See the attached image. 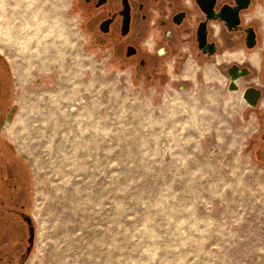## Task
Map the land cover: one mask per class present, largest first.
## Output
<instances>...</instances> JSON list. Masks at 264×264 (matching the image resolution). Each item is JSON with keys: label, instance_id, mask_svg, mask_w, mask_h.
<instances>
[{"label": "rangeland", "instance_id": "obj_1", "mask_svg": "<svg viewBox=\"0 0 264 264\" xmlns=\"http://www.w3.org/2000/svg\"><path fill=\"white\" fill-rule=\"evenodd\" d=\"M0 53L36 228L25 264H264V168L220 85L189 61L135 77L70 0H0ZM22 227L0 257L19 258Z\"/></svg>", "mask_w": 264, "mask_h": 264}, {"label": "flooded vegetation", "instance_id": "obj_2", "mask_svg": "<svg viewBox=\"0 0 264 264\" xmlns=\"http://www.w3.org/2000/svg\"><path fill=\"white\" fill-rule=\"evenodd\" d=\"M70 2L82 33L135 77L163 80L189 61L195 80L216 82L237 99L238 119L249 120L251 153L264 168V0ZM13 84L12 68L0 53V240L5 239V231L14 240L22 225L27 232L19 258L12 261L2 253L0 264H23L29 245L30 213L23 187L26 184L27 189V175L7 138L14 141L17 135L14 124H6Z\"/></svg>", "mask_w": 264, "mask_h": 264}, {"label": "water", "instance_id": "obj_3", "mask_svg": "<svg viewBox=\"0 0 264 264\" xmlns=\"http://www.w3.org/2000/svg\"><path fill=\"white\" fill-rule=\"evenodd\" d=\"M28 224H29V238H28V247L26 249V253L24 257L28 258L32 252V249L35 245V239H36V228L32 222V218L29 217L28 219ZM22 264V263H19Z\"/></svg>", "mask_w": 264, "mask_h": 264}, {"label": "trees", "instance_id": "obj_4", "mask_svg": "<svg viewBox=\"0 0 264 264\" xmlns=\"http://www.w3.org/2000/svg\"><path fill=\"white\" fill-rule=\"evenodd\" d=\"M28 259H29V258H26V259L24 260V263H23V264H25V263L27 262Z\"/></svg>", "mask_w": 264, "mask_h": 264}, {"label": "bare ground", "instance_id": "obj_5", "mask_svg": "<svg viewBox=\"0 0 264 264\" xmlns=\"http://www.w3.org/2000/svg\"><path fill=\"white\" fill-rule=\"evenodd\" d=\"M188 75H191L190 73H188Z\"/></svg>", "mask_w": 264, "mask_h": 264}]
</instances>
